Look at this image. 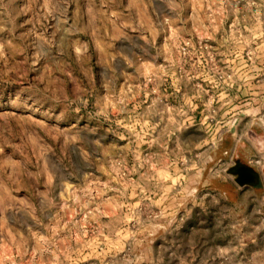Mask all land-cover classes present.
<instances>
[{
  "label": "rangeland",
  "instance_id": "rangeland-1",
  "mask_svg": "<svg viewBox=\"0 0 264 264\" xmlns=\"http://www.w3.org/2000/svg\"><path fill=\"white\" fill-rule=\"evenodd\" d=\"M261 34L264 0H0V264H264V113L188 81Z\"/></svg>",
  "mask_w": 264,
  "mask_h": 264
},
{
  "label": "crops",
  "instance_id": "crops-1",
  "mask_svg": "<svg viewBox=\"0 0 264 264\" xmlns=\"http://www.w3.org/2000/svg\"><path fill=\"white\" fill-rule=\"evenodd\" d=\"M255 37L258 43L255 42L253 50L239 52L227 59L223 57L224 54H220V56L222 55L219 58L221 65H226L227 68L231 69V73L227 76L226 80L215 84L209 72L203 69L205 65L200 61L195 63L196 68H194V71L189 74L190 77L188 78V81H191V83H193V80L189 79H197V81L193 83L197 90L206 92H224V94L222 93L219 95V99L212 100L213 102L210 103L217 106L219 104L218 113L223 109V113L220 115V123H223V120L227 119L226 115L235 108L240 109L238 112V120L247 121L248 123L254 121L256 113H264V34ZM200 67L202 69H200ZM233 91L237 92L236 98L234 99L229 96V93ZM218 101L220 103H218ZM185 119L187 118L185 117ZM206 119L207 116L204 117V120L200 124L204 125ZM189 127L190 123L181 128V130L187 131L189 130ZM203 129V134L199 139V145L201 147L199 156H204V158H206V164L212 161L213 150L214 148L218 149L219 146L221 147L219 151V163L225 162L227 164L229 159L237 152V149L240 151L239 140H235L238 138L235 134L230 136V140L232 139L231 144L222 147L220 143L214 145L213 140L214 138L218 139L219 142L227 140L229 138V136H227L228 131L223 130L220 126H216V128L213 129L209 124H206ZM260 136L261 135L258 134V137L256 138L261 139ZM234 164V185L238 189L249 187L253 192L257 190L260 192V194H258L259 197L264 198V181L261 177L260 170L254 171L251 167L246 165V162L243 163V161L238 159ZM220 181L228 182L229 180ZM208 185L212 186V183H209ZM163 231L165 232V230ZM164 232L162 233L164 234Z\"/></svg>",
  "mask_w": 264,
  "mask_h": 264
},
{
  "label": "water",
  "instance_id": "water-1",
  "mask_svg": "<svg viewBox=\"0 0 264 264\" xmlns=\"http://www.w3.org/2000/svg\"><path fill=\"white\" fill-rule=\"evenodd\" d=\"M260 174H261V177L264 181V160H263L262 165H261Z\"/></svg>",
  "mask_w": 264,
  "mask_h": 264
}]
</instances>
